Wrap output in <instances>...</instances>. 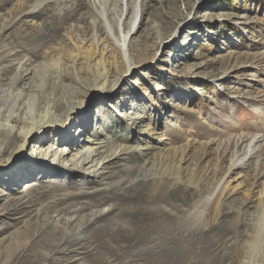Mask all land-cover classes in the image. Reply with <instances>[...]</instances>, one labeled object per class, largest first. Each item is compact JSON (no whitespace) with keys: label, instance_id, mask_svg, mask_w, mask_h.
<instances>
[{"label":"rangeland","instance_id":"374dc122","mask_svg":"<svg viewBox=\"0 0 264 264\" xmlns=\"http://www.w3.org/2000/svg\"><path fill=\"white\" fill-rule=\"evenodd\" d=\"M105 9L103 0H0V67L10 63L5 50L104 34L94 26ZM133 48L132 76L110 96L89 92L86 103L91 131L128 156L111 160L105 179L64 169L17 179L0 169V264L248 262L264 190V0H143ZM121 95L130 96L126 103ZM124 112L139 117L140 129ZM45 141V148L64 146L51 133ZM232 163L240 165L228 175ZM136 174L138 183L117 188ZM223 179L229 188L215 219L199 201ZM44 206L51 207L46 220L59 217L55 209H78L68 236L60 227L53 239L37 233L34 216ZM201 211L197 222L191 214ZM263 232L253 264H264Z\"/></svg>","mask_w":264,"mask_h":264},{"label":"bare ground","instance_id":"6f19581e","mask_svg":"<svg viewBox=\"0 0 264 264\" xmlns=\"http://www.w3.org/2000/svg\"><path fill=\"white\" fill-rule=\"evenodd\" d=\"M103 1L108 5V10L103 12L102 22L96 20L94 27H103L104 34H67L55 43L46 46L41 43L31 51L19 53L16 50L12 53L5 50L1 53L10 54L11 58L9 64L0 67V169L12 170L17 179L36 171L52 170L71 173L80 171L89 177L105 179V171L111 160L122 161L128 156L127 149L108 144L101 135L91 131L92 116L90 110H86V103L89 92L95 90L110 96L111 92H115L120 84L132 76L135 65L133 41L139 34L143 0H117L121 9L110 7L108 0ZM5 58L6 56L0 57V63ZM134 87L137 88L138 85L135 84ZM104 95L100 97L104 103L112 101ZM129 97L121 95L119 99L126 103ZM131 113L124 112L121 117L137 131L141 127V121L136 114L133 113L132 116ZM146 131L149 136L153 135L152 130L146 128ZM50 133L57 135L64 146L54 149L52 146L42 147ZM259 138L256 136L248 145L249 152L252 151V146H257ZM35 147L38 148L34 150ZM246 155V159H249L248 154ZM180 162L182 164L181 160ZM238 163L231 164L228 175L239 168ZM137 171L141 173L143 170ZM137 174L118 180L117 188L122 189L139 181H135L139 177ZM180 178L179 171L174 181L176 185ZM228 188V182L223 179L212 197L200 200L199 205L212 206L213 212L210 213L216 219ZM70 198L73 197H63L62 200L64 202ZM258 199L259 216L253 226L256 236L250 241L247 252L245 251L250 256L246 264L258 261L257 238L264 230V190ZM90 207L87 203L81 206L82 209ZM50 209L51 207L44 206L36 210L34 223L37 219V233L43 236L49 233L53 239L58 234H55V229L60 227L65 231L61 236H68L66 226L72 221V214L79 212L78 209H55V217H59L46 220ZM112 209L109 207V211ZM202 211L196 216L192 213L191 216L200 222L204 219ZM261 241L264 243V236Z\"/></svg>","mask_w":264,"mask_h":264}]
</instances>
